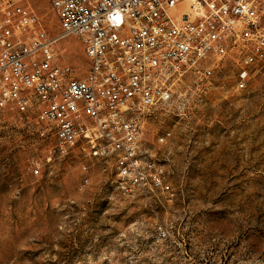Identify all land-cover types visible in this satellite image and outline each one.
<instances>
[{
    "label": "rangeland",
    "instance_id": "1",
    "mask_svg": "<svg viewBox=\"0 0 264 264\" xmlns=\"http://www.w3.org/2000/svg\"><path fill=\"white\" fill-rule=\"evenodd\" d=\"M37 4L60 34L48 2ZM59 54L87 69L77 37ZM206 65L212 76L186 75L145 118L143 149L164 177L154 193L123 195L111 161L82 143L59 151L37 111L0 109V264H264V71L235 52Z\"/></svg>",
    "mask_w": 264,
    "mask_h": 264
},
{
    "label": "built area",
    "instance_id": "2",
    "mask_svg": "<svg viewBox=\"0 0 264 264\" xmlns=\"http://www.w3.org/2000/svg\"><path fill=\"white\" fill-rule=\"evenodd\" d=\"M38 1L0 0V109L37 111L59 151L82 143L111 161L127 197L164 187L143 149L145 118L173 101L186 75L210 77L214 65L206 64L232 52L246 70L264 71V0H46L57 35ZM69 36L84 47V72L60 59ZM246 86L243 76L237 87ZM32 171L39 173L35 162ZM89 183L85 177L83 187Z\"/></svg>",
    "mask_w": 264,
    "mask_h": 264
}]
</instances>
